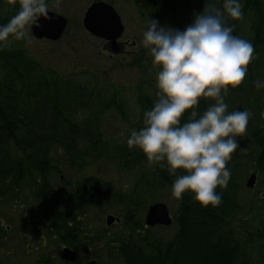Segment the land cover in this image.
Returning <instances> with one entry per match:
<instances>
[{
  "label": "trees",
  "instance_id": "1",
  "mask_svg": "<svg viewBox=\"0 0 264 264\" xmlns=\"http://www.w3.org/2000/svg\"><path fill=\"white\" fill-rule=\"evenodd\" d=\"M134 1L143 19L156 21L167 16L179 21L182 7L190 10V5L198 2L204 6V0ZM241 1L243 18L250 19L249 34L243 35L245 22L240 18L227 23L233 26V35L253 44L254 58L244 81L230 88L224 99L228 111L248 109L252 115L245 133L237 137L239 147L227 162V185L216 189L221 195L218 205L201 207L191 192L184 193L173 217L176 233L166 240L162 234L151 235L154 228H146L142 218L148 209L146 197L171 189L174 177L159 163L141 175L129 194L94 177L88 184L75 182V188L58 194L51 178L64 168L82 172L90 163L106 161L138 174L148 161L138 148L127 146V139L114 142L104 134L109 113L119 114L128 123L119 91L109 96L106 86L112 85L108 82L84 84L75 72L62 75L44 67L10 40L0 47V208L37 202L50 235L79 251L83 248L79 221L87 208L118 207L125 231L115 236L111 245L124 264H264V119L260 116L264 88L253 86V80L264 79V0ZM18 8L19 0H0V24L7 23ZM135 60L142 67V59ZM137 92L143 124V113L152 107L156 95L145 93L141 86ZM210 103L213 101L202 98L198 112ZM140 124L138 130L143 127ZM248 166L258 176L256 200L243 196ZM139 191H144L145 197ZM6 234L0 227V242L7 239Z\"/></svg>",
  "mask_w": 264,
  "mask_h": 264
},
{
  "label": "clouds",
  "instance_id": "2",
  "mask_svg": "<svg viewBox=\"0 0 264 264\" xmlns=\"http://www.w3.org/2000/svg\"><path fill=\"white\" fill-rule=\"evenodd\" d=\"M48 7L47 0H19L16 13L0 24V47L12 39L27 41L29 27L49 18ZM242 7L241 0H222L221 6L204 0L202 11L183 30L149 19L140 41L159 68L156 99L143 113V127L131 130L126 144L174 177L172 198L191 192L201 207L220 203L216 189L227 185V162L252 115L248 109L228 111L224 99L244 81L254 58L253 44L233 35L227 23L242 16ZM253 86L264 88V79L253 80ZM202 98L213 103L198 112ZM260 116L264 119V110ZM4 224L0 218V227Z\"/></svg>",
  "mask_w": 264,
  "mask_h": 264
},
{
  "label": "rangeland",
  "instance_id": "3",
  "mask_svg": "<svg viewBox=\"0 0 264 264\" xmlns=\"http://www.w3.org/2000/svg\"><path fill=\"white\" fill-rule=\"evenodd\" d=\"M93 2L95 1L52 0L48 3V11L58 13L69 20L62 39L58 42L36 40L32 37L29 27V39L15 41L44 67L52 68L62 75L75 72L78 74V80L84 84L98 82L105 85L108 82L112 85V87L108 84L106 86L108 91H111L108 92L109 96H112L113 91H119L118 97L125 104L128 123L122 121L119 114L109 113L103 127L108 139L123 142L131 130H138L141 121L137 104L138 87L141 86L149 95H154L156 92L155 81L159 68L153 66L151 55L140 43L151 18L141 17L134 0H104L109 4L113 2L111 5L119 13L124 26V33L117 40L120 51L116 54L106 45L105 40L92 36L83 27L84 14ZM221 3L222 0H217V6H221ZM241 3L243 7L240 21L245 22L243 35L246 36L249 34L250 19L243 18L244 3L243 1ZM202 9L203 6L199 2L197 5H190V10L182 7L179 11V21L167 16L161 18L158 23L160 26L183 30L192 23L194 15ZM139 57L142 59L139 62L142 67L135 60ZM131 124L138 125L132 127ZM154 165L156 162H148L147 168L137 174L121 169L117 162L90 163L82 172L64 168L60 174H55L51 178V183L59 194L75 188V182L88 184L89 178L94 177L102 184L111 183L119 192L129 194L141 175L152 171ZM247 169L249 173L243 175V196H254L256 200L259 188L255 186L247 190L245 187L246 180L253 174L250 166ZM170 192L171 189H166L146 197L148 208L155 203H163L168 207L173 219L172 225L168 228H154L151 233L156 237L162 234L166 240H171L177 230L173 217L178 210L179 199L172 198ZM139 194L144 195V191ZM146 212L142 216L143 222ZM85 215L79 221L83 230L80 238L83 248L79 251L72 248L76 253V261L68 263L61 258L65 246L45 229L44 218L37 202H22L18 206L10 205L7 208L6 205L1 206L0 218L5 221L3 229L7 231V239L0 242V261L3 264H42L43 261H48L49 264H88L93 261L96 264H124L114 249L115 246L111 245L112 240L117 239L115 236H120L125 231L119 208L95 205L87 208ZM108 215L118 219L111 227L106 226ZM86 237L88 240H85Z\"/></svg>",
  "mask_w": 264,
  "mask_h": 264
},
{
  "label": "water",
  "instance_id": "4",
  "mask_svg": "<svg viewBox=\"0 0 264 264\" xmlns=\"http://www.w3.org/2000/svg\"><path fill=\"white\" fill-rule=\"evenodd\" d=\"M48 17H41L38 25L30 27L32 35L38 39H47L50 41H58L63 36L67 28V19L53 12H48ZM84 28L93 36L107 41V46L116 54L119 53L117 40L124 33V26L118 13L112 6L104 2L93 3L86 11L83 19ZM257 176L251 175L246 181V187L253 189L256 185ZM117 219L108 215L106 217V225L112 226ZM147 227L164 226L169 227L172 224L169 210L163 203H157L149 207L145 217ZM61 258L64 261L75 262L76 255L69 248L62 251ZM89 264H95L90 262Z\"/></svg>",
  "mask_w": 264,
  "mask_h": 264
}]
</instances>
